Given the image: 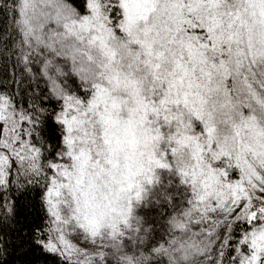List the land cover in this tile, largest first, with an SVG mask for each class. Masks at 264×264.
<instances>
[{
	"label": "snow or ice",
	"instance_id": "obj_1",
	"mask_svg": "<svg viewBox=\"0 0 264 264\" xmlns=\"http://www.w3.org/2000/svg\"><path fill=\"white\" fill-rule=\"evenodd\" d=\"M5 10L47 89L0 93V260L264 264V0Z\"/></svg>",
	"mask_w": 264,
	"mask_h": 264
},
{
	"label": "trees",
	"instance_id": "obj_2",
	"mask_svg": "<svg viewBox=\"0 0 264 264\" xmlns=\"http://www.w3.org/2000/svg\"><path fill=\"white\" fill-rule=\"evenodd\" d=\"M12 27L11 12L0 11V37H3L0 39V93L14 97L23 106L30 104L34 95L45 92L47 85L44 78L39 75L41 67L39 64L32 65L33 71L27 72L19 62L18 56L13 54V40L18 37L12 31ZM34 74L35 78H33ZM19 202L25 207L20 220L26 227L27 221L24 217L27 215L29 221L32 219L31 214H34V210L30 206L35 203V210L39 209V196L37 193H29L26 196H20ZM8 240L12 243L9 244L7 253L3 260H0V264H28V261L33 259L31 256H21L18 251H13V244L18 243L14 231H8ZM48 264H51V261H48Z\"/></svg>",
	"mask_w": 264,
	"mask_h": 264
}]
</instances>
